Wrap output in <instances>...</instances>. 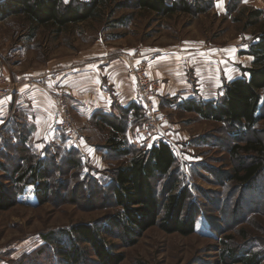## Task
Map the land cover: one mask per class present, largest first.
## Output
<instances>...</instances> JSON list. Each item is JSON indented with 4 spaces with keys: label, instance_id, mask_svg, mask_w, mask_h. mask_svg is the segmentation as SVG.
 Masks as SVG:
<instances>
[{
    "label": "rangeland",
    "instance_id": "1",
    "mask_svg": "<svg viewBox=\"0 0 264 264\" xmlns=\"http://www.w3.org/2000/svg\"><path fill=\"white\" fill-rule=\"evenodd\" d=\"M124 1L111 0L98 19L69 26L60 33L50 26L38 28L31 40L27 39L31 27L23 17L0 21V57L14 73V63H23L18 68L26 71L48 61L80 59V52L91 53L93 47L105 52L125 49L119 53L132 61L130 70L144 66L156 83L155 110L151 111L139 98L136 77L129 73L138 93L134 103L140 111L138 116L133 112L124 115L117 109L114 120L125 124L122 137L130 156L161 141L168 144L177 159L173 175L189 190L183 219L194 221L195 231L181 236L155 226L128 246L112 227L109 235L102 236L114 253L123 254L121 264H243L224 259L227 249L234 250L236 258L257 254L259 263L264 264V169L247 184L236 183L232 179L234 171L249 164L252 157H233L229 153L234 145L264 142V106L260 111L263 118L255 130L242 133L203 120L184 107L188 100L211 101L208 99L222 96L219 91L227 83L223 75L227 69L232 73L233 65H237L233 55L246 51L254 40L253 29L240 30L241 23L233 20L235 14H226L227 0L216 1L212 9L194 17L176 14L167 18L133 7H117ZM125 17L130 19L122 26L118 22ZM19 44L25 46L22 57L16 51L10 52ZM149 53L160 64L150 68ZM162 53L167 57L161 58ZM171 86L176 88L172 93ZM72 120L78 135L75 141H69L58 128L62 138L56 150L49 149V154L37 152L41 160L48 162L44 164L49 193L43 203L39 202L35 185L16 186L9 180L20 154L13 146L11 129L6 135L1 133L0 145H5V150L0 149V165L4 168L0 177L17 203L9 210H0V264H70L57 252L61 243L45 237L81 223L106 226L117 214L112 177L114 169L127 164L130 156L90 151L89 140L99 144L110 137L108 127L95 121L84 124L82 131V125L77 126L74 117ZM80 131L86 136L81 137ZM70 160L75 163H68ZM154 184L160 198L167 179ZM61 238L67 242L65 236ZM80 247L88 259L81 264H97L87 244L81 243Z\"/></svg>",
    "mask_w": 264,
    "mask_h": 264
},
{
    "label": "trees",
    "instance_id": "2",
    "mask_svg": "<svg viewBox=\"0 0 264 264\" xmlns=\"http://www.w3.org/2000/svg\"><path fill=\"white\" fill-rule=\"evenodd\" d=\"M111 0H4L0 3V21L11 17H23L30 25L28 39L35 36L36 30L50 26L56 33L69 26H77L87 21L96 20L102 16ZM218 0H126L118 3L117 7H133L138 11L150 13L163 18L176 14L197 16L214 7ZM226 14L234 16L236 23H241L242 31L253 29V41L246 51L240 55L252 58L250 68H240L241 77L224 84L222 96L217 100L185 102V109L193 112L206 121L222 123L228 127L242 132L254 131L263 116L260 111L264 106V15L261 10L245 5L244 0H227ZM129 17L123 18L118 23L125 26ZM126 115L133 112L138 116L140 108L136 103H131L125 108H119ZM114 114L96 113L94 118L97 124L106 125L109 135L106 139L105 150L113 151L120 157L130 156L125 149L123 135L125 124L114 120ZM11 139L15 141L14 147L19 150V160L8 176L16 186L26 183L36 186L39 202L43 203L48 196L47 169L36 151L27 144V128L11 127ZM8 138V137H7ZM7 141L6 143H8ZM0 149L5 145L1 144ZM2 149L1 151H4ZM49 151L46 152V154ZM31 153V154H30ZM233 157L241 154L252 157L249 164L242 165L234 171L232 179L236 183L247 184L264 169V142L250 141L243 146L234 145L229 149ZM45 154V155H46ZM51 160L54 157H49ZM69 160V159H68ZM176 157L165 142H159L150 148L131 155L127 164L114 169L112 177V197L118 208L117 214L109 219L106 226L81 223L72 226L61 234L50 233L45 238L55 243H61L57 252L65 262L81 264L86 261L87 253L80 247L81 243L87 244L97 260V264H121L123 254L114 253L106 243L102 234H110L112 227L120 232L128 246L148 229L158 226L167 234L189 236L195 231L194 221L183 219L184 209L188 202L189 190L181 185V180L176 179L174 169ZM53 163V162H52ZM68 163H75L74 161ZM243 160V164H244ZM0 170H4L0 165ZM18 173L17 177H14ZM0 177V210L6 211L13 207L17 201L8 191ZM167 179L164 193L159 196L156 190V181ZM161 214V215H160ZM161 223L158 222L159 217ZM65 236L67 242H62ZM224 259L243 264H260L258 255L252 254L244 258H236L235 251L227 249Z\"/></svg>",
    "mask_w": 264,
    "mask_h": 264
},
{
    "label": "crops",
    "instance_id": "3",
    "mask_svg": "<svg viewBox=\"0 0 264 264\" xmlns=\"http://www.w3.org/2000/svg\"><path fill=\"white\" fill-rule=\"evenodd\" d=\"M244 3L261 10L264 15V0H244ZM123 50L126 51L121 49L118 52L108 50L105 52L93 47L90 50L91 53L80 52L78 54L80 59L65 60L61 63L55 60V62L48 61L40 68L26 71L24 69L20 71L21 69L18 68V65L20 67L23 63H14V73L13 69H9L6 59L1 56L0 135L9 133L8 130L11 127L24 128L25 126L28 131V146L33 151L44 154L49 149L55 151L62 138L57 130L56 117L60 101L67 103L76 125H82V127L79 126L82 131L85 130L84 124L88 125L95 121L97 123L94 118L96 113L115 114L117 109L134 103L138 93L134 79L129 74L132 61L126 55L119 53ZM13 51L22 57L25 46L19 44L10 52ZM124 53L128 55V52ZM161 55V58L167 57L165 53ZM233 56L237 65H233L232 73H228L227 69L223 75L224 81L227 82L241 77L240 68L247 69L252 65L250 56L235 54ZM144 60L146 61L145 56ZM155 63L156 66L160 64L158 59L153 60L149 53L147 65L151 68ZM181 78L182 75L178 77V79ZM216 84L219 85V83ZM170 89L171 93L176 90L172 86ZM219 94H222V90ZM208 100H217V96ZM80 134L81 137L86 136L81 131ZM89 143L90 151L106 152L104 147L106 140L99 144L91 143L89 140Z\"/></svg>",
    "mask_w": 264,
    "mask_h": 264
},
{
    "label": "built area",
    "instance_id": "4",
    "mask_svg": "<svg viewBox=\"0 0 264 264\" xmlns=\"http://www.w3.org/2000/svg\"><path fill=\"white\" fill-rule=\"evenodd\" d=\"M3 0H0V3ZM129 73L134 75L137 79V90L139 98L146 104V107L151 111L155 110L156 93L158 87L154 81H152L144 66L133 67ZM57 120L58 128L61 133L71 142L77 139L76 128L73 125V117L71 111L65 101H60L57 106Z\"/></svg>",
    "mask_w": 264,
    "mask_h": 264
},
{
    "label": "snow or ice",
    "instance_id": "5",
    "mask_svg": "<svg viewBox=\"0 0 264 264\" xmlns=\"http://www.w3.org/2000/svg\"><path fill=\"white\" fill-rule=\"evenodd\" d=\"M68 2V0H65V3H67Z\"/></svg>",
    "mask_w": 264,
    "mask_h": 264
}]
</instances>
